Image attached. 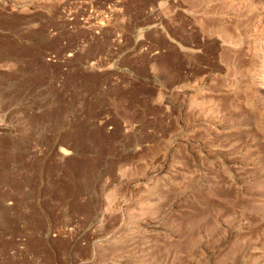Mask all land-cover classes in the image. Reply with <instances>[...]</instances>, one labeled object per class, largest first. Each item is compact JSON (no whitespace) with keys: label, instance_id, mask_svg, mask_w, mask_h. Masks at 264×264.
Here are the masks:
<instances>
[{"label":"rangeland","instance_id":"obj_1","mask_svg":"<svg viewBox=\"0 0 264 264\" xmlns=\"http://www.w3.org/2000/svg\"><path fill=\"white\" fill-rule=\"evenodd\" d=\"M0 264H264V0H0Z\"/></svg>","mask_w":264,"mask_h":264}]
</instances>
